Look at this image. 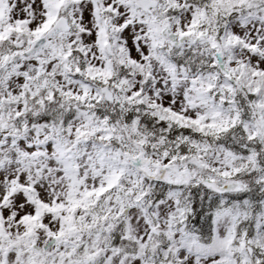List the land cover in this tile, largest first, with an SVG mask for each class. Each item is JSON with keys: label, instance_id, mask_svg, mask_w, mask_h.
<instances>
[{"label": "snow or ice", "instance_id": "6c2138e0", "mask_svg": "<svg viewBox=\"0 0 264 264\" xmlns=\"http://www.w3.org/2000/svg\"><path fill=\"white\" fill-rule=\"evenodd\" d=\"M0 264H264V0H0Z\"/></svg>", "mask_w": 264, "mask_h": 264}]
</instances>
